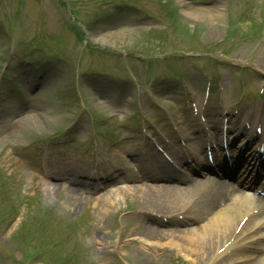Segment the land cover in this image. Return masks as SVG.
Returning <instances> with one entry per match:
<instances>
[{
    "label": "rangeland",
    "instance_id": "obj_1",
    "mask_svg": "<svg viewBox=\"0 0 264 264\" xmlns=\"http://www.w3.org/2000/svg\"><path fill=\"white\" fill-rule=\"evenodd\" d=\"M66 1H70L69 6ZM172 1L175 14L161 0H0V264H196L174 249L164 247L155 253L149 251L151 246L141 242L145 235L141 230L151 220L140 213L169 211L151 207L147 200L139 199L137 193L129 190L132 184L124 182L105 195L95 196L83 193L78 187L87 185L76 180L82 174L79 172L90 168L87 159L92 155L97 154L96 159L102 162L114 159L116 163L113 147L132 152V160L137 158L141 135L137 118L130 117L135 112L125 102L118 106L115 99L120 104L118 97L125 101L129 97L140 98L147 104L144 113L148 117L155 110L147 109L152 98L145 90L132 91L129 86L124 93H116L111 82L103 77L97 85L82 82L78 70H106L131 82L137 73L135 63L139 65L134 57L143 58L146 73L152 71V57L140 46L152 53L161 47L197 54L209 45L215 59L221 61L211 64L201 58L195 62L199 67L193 66L194 83L202 93L206 79L201 70L213 80L222 77L223 105L231 110L238 102L236 87L251 92L264 85V0H215L212 4L208 0ZM119 13L123 18L120 19ZM104 14L116 15V20L112 19L114 26L106 31L102 28L103 32L95 31L98 35L87 36L81 45L74 33V27L78 28L77 15L91 22L102 20L105 17L98 15ZM31 41L47 51L50 48L51 59L58 60H51L54 67L50 66L52 72L46 75L43 89L36 88L39 80L36 71L21 63L24 45L33 49ZM84 44L90 50H85L81 58ZM46 50L41 49L37 55H45ZM120 50L129 54L126 60H121ZM65 53L70 55V62ZM37 55H33L34 60ZM186 60L175 64L186 70L193 65ZM253 63L262 74L242 70ZM15 66L20 69L12 72ZM139 72H142L140 65ZM163 72L164 68L158 71L159 76ZM25 73H30L27 77L31 81H25ZM243 80L245 86H241ZM153 83L156 86L154 77L147 80L144 76L143 85ZM168 92L162 95L165 106L161 107L171 108L178 102L176 99L183 100L182 96ZM212 104L214 109L209 116L218 122L222 110L218 108L217 96L211 99L210 107ZM86 107L89 113L85 112ZM161 115L156 112L154 116ZM94 117L101 122L98 123L101 145L121 139L112 145L111 151L106 152L95 143L97 131L91 124ZM119 126L124 129H118ZM61 130H69L70 143L63 159H55L58 160L55 163L52 158L61 150L57 145L64 142L49 148L46 142L53 136L66 141L68 137L62 136ZM118 162L123 168V162ZM33 165H37L35 170ZM68 187L77 190L76 205L70 203ZM178 212L181 210L169 213ZM190 228L184 226L186 231L182 233ZM47 236L52 247L45 258L37 259L35 255L42 252L40 247L47 246ZM127 241L134 243L127 246ZM202 264H211V260H203Z\"/></svg>",
    "mask_w": 264,
    "mask_h": 264
},
{
    "label": "bare ground",
    "instance_id": "obj_2",
    "mask_svg": "<svg viewBox=\"0 0 264 264\" xmlns=\"http://www.w3.org/2000/svg\"><path fill=\"white\" fill-rule=\"evenodd\" d=\"M179 180L182 181L183 178ZM129 190H132V193H137L139 199L147 200L149 206L158 208L159 210L167 209L166 211L172 212V210L177 209L178 211L189 204L191 211H195L200 218H204L205 215H211L212 210L211 205L202 202V199L204 197H215L217 194H220L222 186L210 182H198L191 185L186 183V186L174 184L169 186L164 185V187L154 185L138 186L131 187ZM74 196V190L70 189V203L76 205L78 201ZM260 203L261 201L256 197H250L243 193H235L223 209L212 215L213 218H210L205 225L198 229H192L185 234L175 231H162L156 228V223L153 222L152 227L148 226L141 230L147 238L143 236L140 240L146 247L151 246L149 251L154 250L157 253V251H161L164 247H168L181 253L185 259H192V262L201 264L203 260H207L214 255L213 251L218 244L224 242L226 239L229 240L235 235V229L242 219L240 215L245 214L246 211L248 212L253 206L260 207ZM109 204H111L110 200ZM241 235L242 232L238 236ZM163 240L168 242L162 243ZM126 243L128 244L127 246H130L134 242L127 241ZM236 249H239L237 251L241 254L243 264H264V257H257V259L252 260L251 255L246 256L243 246H239V248H235L234 250Z\"/></svg>",
    "mask_w": 264,
    "mask_h": 264
}]
</instances>
